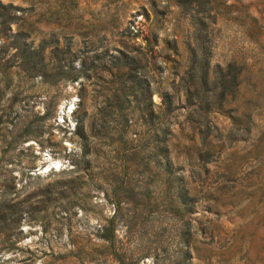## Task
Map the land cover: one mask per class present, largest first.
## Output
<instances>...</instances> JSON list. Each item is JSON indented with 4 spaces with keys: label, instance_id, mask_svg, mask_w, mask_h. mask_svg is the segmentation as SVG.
I'll return each mask as SVG.
<instances>
[{
    "label": "rangeland",
    "instance_id": "obj_1",
    "mask_svg": "<svg viewBox=\"0 0 264 264\" xmlns=\"http://www.w3.org/2000/svg\"><path fill=\"white\" fill-rule=\"evenodd\" d=\"M0 1L25 9L17 13L25 45L45 42L46 56L67 51L75 69L104 53L142 50L156 32L153 63L166 68L163 88L171 79L163 57H174L173 40L184 56L192 33L177 0ZM211 6L218 9L207 29L211 66L243 64L242 84L230 110L212 116L203 144L197 130L172 126L166 157L132 148L142 130L134 120L121 141L88 135L97 148H83L76 121L87 122L102 101L91 81L7 71V83L0 80V194L10 189L16 207L0 225V264H264V0ZM247 10L261 21L255 41L247 38ZM232 109L238 119L249 117L248 129L232 126ZM81 157L87 173L76 169ZM72 179L78 187L68 200L56 190L44 201L36 194ZM101 228L112 229V238L103 240Z\"/></svg>",
    "mask_w": 264,
    "mask_h": 264
},
{
    "label": "trees",
    "instance_id": "obj_2",
    "mask_svg": "<svg viewBox=\"0 0 264 264\" xmlns=\"http://www.w3.org/2000/svg\"><path fill=\"white\" fill-rule=\"evenodd\" d=\"M176 5L183 13L188 14L192 33L189 40H186L184 56H179L177 43L173 40L169 49L174 57L170 58L168 54L163 57L171 77L167 88H163L162 75L159 73L166 68L156 67L153 63V47L158 42L156 32H150V37L145 38L146 46L142 50H117L115 55L104 53L103 58L95 56L89 62V67L81 62L79 68L75 69L72 61H66L67 51L59 54V50L54 48L46 56L48 46L45 42H40L36 47L25 45V34L19 28L20 17L17 15L25 9L11 2L3 4L1 1L0 42L5 40L6 43L0 46V80L7 83V71L15 67L19 73L29 78H68L72 83L81 79L91 81L93 91L102 101L87 118V122L82 118L76 121L75 133L80 136L83 148H97V145L89 144L88 135L98 140H114L113 136L117 135L121 141L131 120L142 127L137 144L132 148H153L157 155L163 154L166 157L172 126L176 124L181 132L185 129L197 130L203 144L215 127L212 116L228 112L231 103L233 105L238 97L243 64L232 60L225 66H211L212 51L207 29L208 24L213 23L218 15V9L211 6V0H177ZM248 10L246 17L251 28L247 31V38L255 41L253 35H262L259 25L261 21ZM12 25L17 26L16 32H13ZM149 39H152V43L148 42ZM10 48L14 52L7 57ZM46 59L53 64L52 74L47 72ZM154 71H158L159 75L154 76ZM83 81L79 83V90L84 89ZM153 95L159 97L158 104L153 102ZM233 110L232 126L238 124L248 129L249 117L245 120L238 119L233 116ZM182 116L183 122H176ZM125 143L122 141V144ZM156 162L158 165L162 164L161 161ZM166 162L169 168V160L166 159ZM88 163L81 157L80 162L76 163V169L87 173ZM25 187L22 185L21 189ZM77 187L75 179L60 181L36 194L44 201L49 190H56L58 196L68 200L73 197ZM11 188L14 189L15 186ZM10 194L8 188H4L0 194V225H4L7 213L16 207V204L11 203ZM101 230L105 232L101 235L103 240L112 238V229Z\"/></svg>",
    "mask_w": 264,
    "mask_h": 264
},
{
    "label": "water",
    "instance_id": "obj_3",
    "mask_svg": "<svg viewBox=\"0 0 264 264\" xmlns=\"http://www.w3.org/2000/svg\"><path fill=\"white\" fill-rule=\"evenodd\" d=\"M42 173H45V171H43Z\"/></svg>",
    "mask_w": 264,
    "mask_h": 264
},
{
    "label": "bare ground",
    "instance_id": "obj_4",
    "mask_svg": "<svg viewBox=\"0 0 264 264\" xmlns=\"http://www.w3.org/2000/svg\"><path fill=\"white\" fill-rule=\"evenodd\" d=\"M46 170V169H45ZM47 171V170H46Z\"/></svg>",
    "mask_w": 264,
    "mask_h": 264
}]
</instances>
